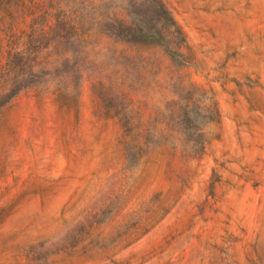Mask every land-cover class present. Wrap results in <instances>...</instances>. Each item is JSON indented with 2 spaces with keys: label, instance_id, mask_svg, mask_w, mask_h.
<instances>
[{
  "label": "rangeland",
  "instance_id": "rangeland-1",
  "mask_svg": "<svg viewBox=\"0 0 264 264\" xmlns=\"http://www.w3.org/2000/svg\"><path fill=\"white\" fill-rule=\"evenodd\" d=\"M155 1L0 0V264H264V0Z\"/></svg>",
  "mask_w": 264,
  "mask_h": 264
},
{
  "label": "trees",
  "instance_id": "trees-1",
  "mask_svg": "<svg viewBox=\"0 0 264 264\" xmlns=\"http://www.w3.org/2000/svg\"><path fill=\"white\" fill-rule=\"evenodd\" d=\"M155 4L159 20L170 18L162 0H156ZM124 21V19L119 20L116 29L117 37L122 40L126 37V35H124ZM136 30L133 35L136 41H138L139 38H151L157 43L163 38L162 30L152 29L148 23L138 24ZM33 43H35L34 38L27 39L25 42L18 43L17 45L14 42L9 41V49L7 50L8 57L6 63L2 66L5 70L0 74V82H2L0 96L5 97V101H3L1 106L8 103L21 90L37 86V83L28 81L25 78L26 75L29 76L33 74L36 66H42L41 69L44 70L48 65L54 64L47 60L38 63L37 60L42 56L41 54H43V51H38L36 47H32ZM48 58L49 53H47L45 59Z\"/></svg>",
  "mask_w": 264,
  "mask_h": 264
}]
</instances>
